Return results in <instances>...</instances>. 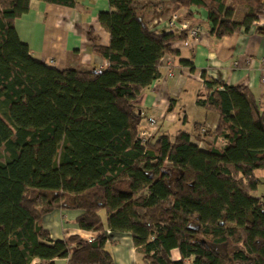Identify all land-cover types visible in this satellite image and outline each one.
<instances>
[{
    "label": "trees",
    "instance_id": "1",
    "mask_svg": "<svg viewBox=\"0 0 264 264\" xmlns=\"http://www.w3.org/2000/svg\"><path fill=\"white\" fill-rule=\"evenodd\" d=\"M106 1L110 10L99 23L110 45L94 47L106 67L79 72L37 60L21 41L16 22L30 0H0V111L10 123L0 116V150L7 155L0 161V264H115L107 243L124 235L145 264H264L260 104L249 88L203 75L197 105L219 115L209 148L188 131L172 137L157 129L144 140L136 101L189 32L152 30L144 13L156 7L153 0ZM241 3L248 13L237 21ZM164 4L204 11L220 39L248 33L264 14L261 0ZM183 65L195 70L189 61ZM197 129L202 135L204 127ZM56 211L80 212L75 224L97 237L53 241L44 221Z\"/></svg>",
    "mask_w": 264,
    "mask_h": 264
},
{
    "label": "crops",
    "instance_id": "2",
    "mask_svg": "<svg viewBox=\"0 0 264 264\" xmlns=\"http://www.w3.org/2000/svg\"><path fill=\"white\" fill-rule=\"evenodd\" d=\"M30 1V10L17 20L16 29L34 58L59 71L90 72L106 67L107 62L94 50L95 46L108 47L111 41L109 33L99 23L100 13L110 10L106 0H77L75 8ZM261 1L264 5V0ZM164 2L166 0H153L156 7L144 13L149 27L163 34L181 32L180 28L185 26L187 29L183 31L188 30L189 39L174 45L176 54L162 61L161 78L140 95L136 105L143 111V126L147 118L155 117L159 120L160 134L175 137L180 131H188L191 140L207 150L214 141L219 115L197 105L203 89V75L229 86L249 88L264 111V14L258 16L248 33L220 39L211 33L204 11L197 8L174 11L172 5ZM189 12L194 13L193 18H188ZM247 13V7L238 4L234 18L242 21ZM173 15L176 25L170 26ZM196 28L202 31L197 39L191 36ZM183 61L191 62L195 70L183 65ZM171 69L175 74L172 78L168 76ZM197 125L207 129L209 135L202 137ZM258 176L262 183L257 196H263L264 173ZM80 214L78 211H56L45 218L44 227L53 241L72 236L87 241L95 239L97 233L82 231L75 224ZM72 245L75 248L76 243ZM107 249L115 264H145L139 259L130 235L112 239ZM173 257L180 260L178 252H174ZM32 264H39V261ZM55 264H67V260H56Z\"/></svg>",
    "mask_w": 264,
    "mask_h": 264
},
{
    "label": "built area",
    "instance_id": "3",
    "mask_svg": "<svg viewBox=\"0 0 264 264\" xmlns=\"http://www.w3.org/2000/svg\"><path fill=\"white\" fill-rule=\"evenodd\" d=\"M174 25H176V19L175 18H173V21L171 22L170 26H174ZM185 29H187V27L182 26L180 28V31H183ZM191 36L194 37L195 39H197L200 36L199 29L192 30ZM95 72H99V71L97 70ZM168 76L171 78L175 76L173 69L170 70ZM262 82L264 83V70H263ZM157 128H158V120L154 117L148 118L146 126L142 125L140 128L142 138L144 140L147 138H150L153 135V133L157 130ZM204 132H205V129H203L201 131V134L204 135ZM91 240H93V239H89V241H91Z\"/></svg>",
    "mask_w": 264,
    "mask_h": 264
},
{
    "label": "rangeland",
    "instance_id": "4",
    "mask_svg": "<svg viewBox=\"0 0 264 264\" xmlns=\"http://www.w3.org/2000/svg\"><path fill=\"white\" fill-rule=\"evenodd\" d=\"M175 15H173V18H175L176 19V17H174ZM172 18V19H173ZM0 116L7 122V123H9V121H8V119L6 118V116H5V114H3V112H1L0 111ZM149 118H151V117H149ZM153 118V117H152ZM155 118V117H154ZM157 119V118H156ZM147 120H148V118H147ZM147 120H146V123L145 124H147ZM158 120V119H157ZM10 124V123H9ZM145 126V125H144ZM158 126H159V120H158ZM158 129V128H157ZM205 129V128H204ZM206 132H208L207 131V129H205V132H204V134H206ZM210 133V132H209ZM209 133H207V135H209ZM202 136V135H201ZM205 137V136H204ZM0 161L1 162H6L7 161V155H6V153L4 152V150L3 149H1L0 150ZM260 174H262V173H260ZM102 217L104 218V221L106 222V213L105 212H102ZM73 246V245H72Z\"/></svg>",
    "mask_w": 264,
    "mask_h": 264
}]
</instances>
